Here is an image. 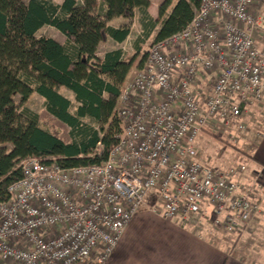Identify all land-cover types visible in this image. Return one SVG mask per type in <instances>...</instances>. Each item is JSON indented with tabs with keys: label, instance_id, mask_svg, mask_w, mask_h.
I'll list each match as a JSON object with an SVG mask.
<instances>
[{
	"label": "built area",
	"instance_id": "1",
	"mask_svg": "<svg viewBox=\"0 0 264 264\" xmlns=\"http://www.w3.org/2000/svg\"><path fill=\"white\" fill-rule=\"evenodd\" d=\"M262 2L199 0L181 32L150 45L121 89L123 130L102 164L21 161L0 200V264H108L140 211L184 226L208 210L227 234L252 222L258 184H241L244 166L206 167L194 143L209 125L245 130L242 114L264 104V43L255 39L263 22L252 11ZM201 70L216 74L203 102L194 90Z\"/></svg>",
	"mask_w": 264,
	"mask_h": 264
},
{
	"label": "trees",
	"instance_id": "2",
	"mask_svg": "<svg viewBox=\"0 0 264 264\" xmlns=\"http://www.w3.org/2000/svg\"><path fill=\"white\" fill-rule=\"evenodd\" d=\"M148 0H0V200L21 177L18 168L29 158L54 159L62 168L100 165L118 142L123 126L116 114L121 89L134 60L146 58L144 41L161 26L151 44L181 32L192 20L199 0H164L157 20L148 18L143 40L131 58L113 51L95 56L100 43H118L130 26H108L114 18L132 20L134 11L146 17ZM50 26L65 37L64 45L37 32ZM71 91L75 105L58 93ZM46 112L68 128L63 141L45 127L25 104L32 94ZM19 102H14V97Z\"/></svg>",
	"mask_w": 264,
	"mask_h": 264
},
{
	"label": "crops",
	"instance_id": "3",
	"mask_svg": "<svg viewBox=\"0 0 264 264\" xmlns=\"http://www.w3.org/2000/svg\"><path fill=\"white\" fill-rule=\"evenodd\" d=\"M22 1L25 2L24 0ZM28 1L29 0L25 3ZM62 1L63 0L55 4L59 5ZM148 1L150 6L146 10V17H144L140 11L135 10L131 21L118 17L108 22V26L114 29L129 25L130 32L126 39L120 43L110 38L100 43L95 53L98 59H102L106 54L118 50L122 51L123 56L127 58L133 56L135 45L143 40L144 25L147 23V19L150 18L153 21L157 20L158 8L164 0ZM252 11L262 18V30L255 34L256 42L261 45L264 43V5H258V3H256ZM160 26L161 23L155 26L154 31L149 34L147 40L144 41V46H147L148 42L153 40ZM44 27L53 29L58 36V38L50 36H48V38L53 39L60 45L66 43L65 37L54 28L47 25H44L42 28ZM140 58L141 57H137L134 60L124 84L131 80L132 73L135 69H140ZM203 73L204 70L199 72V77L195 84L196 89L204 85L202 75L205 74ZM215 75L214 72V76ZM59 90L69 92L74 98L71 91L64 88H59ZM59 90L58 93L60 94ZM32 95L38 96L35 93ZM38 97L43 101L40 96ZM66 99L69 100L68 98ZM255 108L258 109L259 107ZM251 138L253 139V137ZM254 140V145L251 146L248 155L244 152H237L224 146L226 150L214 156L209 152L208 147L210 146V142L204 132L196 139L194 151L196 157L210 169L221 172L233 166H244L246 170L245 174L243 173L239 176L238 180L240 182L241 179H245L246 173L253 180L256 173L260 171L264 183V127L259 136ZM257 200L258 203H261V201H259V196H257ZM259 208L262 210L261 206H259ZM258 216L260 217L261 213H259ZM209 235V232L204 235L196 234L191 229L187 228L186 225L180 226L176 221L163 220L150 211H140L134 215L127 225L108 260V264H264V259L260 261L258 255H256V257L250 254L252 259H244L238 252L236 253L234 249L230 248V245L227 247L224 241L215 240Z\"/></svg>",
	"mask_w": 264,
	"mask_h": 264
},
{
	"label": "rangeland",
	"instance_id": "4",
	"mask_svg": "<svg viewBox=\"0 0 264 264\" xmlns=\"http://www.w3.org/2000/svg\"><path fill=\"white\" fill-rule=\"evenodd\" d=\"M24 1L26 2L27 0ZM51 1L53 3L61 2V0ZM260 5H264V2L260 3ZM37 36H50L58 38L57 33L53 29L48 27H44L39 30ZM150 45L151 41L148 42V45L144 50L145 54H147ZM139 70L140 69H135L133 71L131 80L136 76ZM203 74H205L202 75V79L204 81L203 87H199L196 89V85L194 86V90L197 92L200 102H203L205 100L210 92L212 84L215 82L214 73L204 71ZM59 92L61 95L68 98L73 105H75L74 98L69 92L65 90H59ZM14 102L18 104V96L14 97ZM25 106L32 112L36 113L39 116L41 123L51 132L56 133L63 141L68 140V129L46 113L44 103L38 96H30ZM240 123L245 126V130L240 131L236 127H231L230 129L223 130L219 129V127L216 125H209L205 129V134L207 135V139L210 142V146L208 147V149L211 155L215 156L223 153L222 151L226 150L225 147L231 148L232 150H235L237 152H244L246 153V155H248L250 153L251 146L254 145V139L259 136L264 127V104H262L258 109L255 107L247 109L246 113L242 114ZM251 137H253V139ZM196 160L200 161L197 157ZM241 184L245 187H251L258 184L254 197V201L256 202V205L258 207V214H256V217L252 220V222L248 223L244 228H242L239 233L227 234L224 233L221 229L213 227V225L211 224V216L208 210H204L205 212L202 216H194L189 218L186 222V227L199 235H204L209 232L210 237L215 240L224 241L225 244H227V247L228 245H230L229 247L234 249L236 253L238 252V254H240V256L244 259H252L251 255H258L260 261H263L264 183L262 180L261 172L259 171L258 173H256L253 180L246 173L245 179H241ZM257 196H259V201H261V203H258ZM259 206L262 207V210L259 208ZM259 213H261L260 217L258 216Z\"/></svg>",
	"mask_w": 264,
	"mask_h": 264
}]
</instances>
